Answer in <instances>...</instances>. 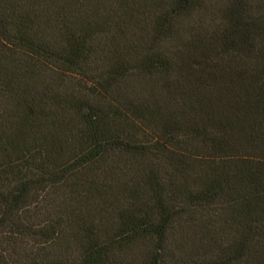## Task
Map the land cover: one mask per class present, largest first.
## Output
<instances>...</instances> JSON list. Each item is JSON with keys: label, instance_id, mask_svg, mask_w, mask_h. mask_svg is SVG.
Returning <instances> with one entry per match:
<instances>
[{"label": "trees", "instance_id": "1", "mask_svg": "<svg viewBox=\"0 0 264 264\" xmlns=\"http://www.w3.org/2000/svg\"><path fill=\"white\" fill-rule=\"evenodd\" d=\"M0 264H264V0H0Z\"/></svg>", "mask_w": 264, "mask_h": 264}]
</instances>
